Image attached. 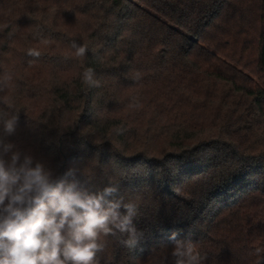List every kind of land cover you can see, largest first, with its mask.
<instances>
[{
  "label": "trees",
  "instance_id": "1",
  "mask_svg": "<svg viewBox=\"0 0 264 264\" xmlns=\"http://www.w3.org/2000/svg\"><path fill=\"white\" fill-rule=\"evenodd\" d=\"M5 75L21 151L137 206L100 264H174L173 232L201 264L264 257V0H0Z\"/></svg>",
  "mask_w": 264,
  "mask_h": 264
},
{
  "label": "clouds",
  "instance_id": "2",
  "mask_svg": "<svg viewBox=\"0 0 264 264\" xmlns=\"http://www.w3.org/2000/svg\"><path fill=\"white\" fill-rule=\"evenodd\" d=\"M71 47L78 56L88 50L76 40ZM27 54L40 56L33 49ZM94 76L91 68L83 73L90 86L99 87ZM9 79L5 75L0 81V92ZM17 126V115H0V264H100L98 254L106 246L102 237L117 233L126 235L124 247L135 249L143 238L134 224L137 206L119 195V185L110 183L90 193L80 190L75 179L54 178L43 162L9 139ZM76 171L70 168L65 175L75 177ZM112 196L118 198L108 199ZM167 239L174 245V264H201L204 257L194 254L190 239L179 238L177 232ZM262 261L264 257L257 264Z\"/></svg>",
  "mask_w": 264,
  "mask_h": 264
}]
</instances>
